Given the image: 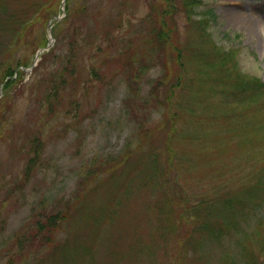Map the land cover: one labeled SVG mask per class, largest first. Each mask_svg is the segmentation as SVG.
<instances>
[{
    "label": "rangeland",
    "instance_id": "1",
    "mask_svg": "<svg viewBox=\"0 0 264 264\" xmlns=\"http://www.w3.org/2000/svg\"><path fill=\"white\" fill-rule=\"evenodd\" d=\"M65 3L0 0V87L23 67L0 94V264H233L237 235L208 237L200 203L264 174V92L242 88L264 82V0Z\"/></svg>",
    "mask_w": 264,
    "mask_h": 264
},
{
    "label": "trees",
    "instance_id": "2",
    "mask_svg": "<svg viewBox=\"0 0 264 264\" xmlns=\"http://www.w3.org/2000/svg\"><path fill=\"white\" fill-rule=\"evenodd\" d=\"M66 3H69L71 0H65ZM169 1V0H167ZM184 5L187 9L190 10V12H193L196 7L200 4V0H183ZM65 5L67 6V4ZM188 10V12H189ZM192 14V13H191ZM208 17L211 20L212 17L214 18L215 15L212 13H208ZM205 14V16L207 15ZM13 18V16L11 17ZM51 18V17H49ZM208 21L210 22V20ZM29 20L24 22L26 24ZM205 22L203 23V27L205 26ZM23 26V25H22ZM207 26V25H206ZM206 26L204 28H206ZM22 28V27H21ZM151 33L155 35V42L161 41L163 38L161 37L163 33L159 30H156L154 27L151 29ZM166 38H168L166 36ZM264 61V57H263ZM26 67V66H25ZM21 71V66L17 67L16 71H12L10 69L6 70V73L2 77V82L4 79H6L3 88L8 89L11 87L12 83L16 81V79L19 77V72ZM243 95L248 96V97H254L255 94H259L260 91L262 90L264 92V82L257 79L253 78L251 81L246 80L243 82ZM252 95H251V94ZM251 95V96H250ZM7 125V124H6ZM6 125H0L1 129H5ZM0 135L2 136V132H0ZM34 162L35 160L33 157L29 160L27 164V169H25V178L27 179L28 176L30 175L31 168L34 167ZM264 201V174L250 187L241 190L240 192L231 195V196H225L222 197L220 201L216 203H210V202H202L200 205L204 206L205 210H208L209 208H215L216 211V220L214 221L216 228L212 226L211 223H205L201 228H206V231L208 233V237L212 239H219L223 238L225 234H230L233 233L234 235L236 234L237 237L234 240V246L235 249H237L238 253L236 254V257H232L233 264L234 262H245L247 260V257L250 258V262H247L246 264H264V235L262 237L259 236V232L257 231V226L254 228L250 229L248 231V236L250 238H253V240L256 241V249L255 253L256 256H254L253 251L250 249L248 250L246 246H244L243 237L244 233L243 231L245 228L242 226V222L238 219H236L237 216L241 220L246 218H250L251 216L250 213L253 212V217L255 218L253 221V225H255V222L258 221L259 223H256L258 225H264V215H261V219H256V210L260 204ZM218 207V211H217ZM186 209V213L189 214L191 219H193L192 213L190 214L188 210L192 211V207H184ZM213 210V209H212ZM183 216H185L184 211L182 212ZM207 215L209 217H213V214L211 212H207ZM68 214L67 212H60L56 215H51L47 218L46 223H38V228L36 231V234L39 233L41 234V238L45 240V242L50 241V234L54 232L57 228H59L60 224L62 223L63 220L67 218ZM250 220V219H249ZM218 222V224H217ZM202 224V223H201ZM209 225V226H208ZM35 234V235H36ZM242 234V236L240 235ZM19 243L21 240H17ZM238 247V248H236ZM235 249L231 252L234 253ZM237 259V260H235Z\"/></svg>",
    "mask_w": 264,
    "mask_h": 264
},
{
    "label": "bare ground",
    "instance_id": "3",
    "mask_svg": "<svg viewBox=\"0 0 264 264\" xmlns=\"http://www.w3.org/2000/svg\"><path fill=\"white\" fill-rule=\"evenodd\" d=\"M234 18L241 21L248 29H251L259 24V21L255 17L246 14L234 15Z\"/></svg>",
    "mask_w": 264,
    "mask_h": 264
}]
</instances>
